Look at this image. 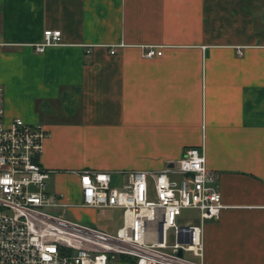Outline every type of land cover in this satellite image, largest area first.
I'll use <instances>...</instances> for the list:
<instances>
[{
	"label": "crops",
	"instance_id": "crops-1",
	"mask_svg": "<svg viewBox=\"0 0 264 264\" xmlns=\"http://www.w3.org/2000/svg\"><path fill=\"white\" fill-rule=\"evenodd\" d=\"M0 42L5 117L45 126L65 199L82 170L122 185L203 148L224 204L203 263L264 264V0H0Z\"/></svg>",
	"mask_w": 264,
	"mask_h": 264
},
{
	"label": "built area",
	"instance_id": "built-area-1",
	"mask_svg": "<svg viewBox=\"0 0 264 264\" xmlns=\"http://www.w3.org/2000/svg\"><path fill=\"white\" fill-rule=\"evenodd\" d=\"M61 42V30L46 29L35 48ZM161 54L155 46L144 52ZM48 135L43 124L6 119L0 85V264H204L205 224L219 218L224 204L219 174L203 148H186L164 169L130 172L122 185L110 172L82 170L81 199L67 203L62 193L48 191L53 171L40 160ZM58 207L117 209L123 223L110 233L46 210ZM187 208L197 216L182 222Z\"/></svg>",
	"mask_w": 264,
	"mask_h": 264
},
{
	"label": "rangeland",
	"instance_id": "rangeland-1",
	"mask_svg": "<svg viewBox=\"0 0 264 264\" xmlns=\"http://www.w3.org/2000/svg\"><path fill=\"white\" fill-rule=\"evenodd\" d=\"M54 181H49L48 191L50 193L58 192L55 190ZM115 184V183H114ZM67 199H63L62 202H67ZM80 201V198H73L70 203H77ZM49 212L56 214H64L70 219L77 220L82 223L90 224L98 227L99 229L105 230L110 233H116L117 229L122 226L123 216L121 210H108L101 209L96 210L92 208H83V207H58V208H47ZM197 211L195 209H183L181 215V221L186 222L197 216ZM170 238H172V233H169Z\"/></svg>",
	"mask_w": 264,
	"mask_h": 264
},
{
	"label": "trees",
	"instance_id": "trees-1",
	"mask_svg": "<svg viewBox=\"0 0 264 264\" xmlns=\"http://www.w3.org/2000/svg\"><path fill=\"white\" fill-rule=\"evenodd\" d=\"M122 259H123V260L130 261V258H128V257H126V256H122Z\"/></svg>",
	"mask_w": 264,
	"mask_h": 264
},
{
	"label": "water",
	"instance_id": "water-1",
	"mask_svg": "<svg viewBox=\"0 0 264 264\" xmlns=\"http://www.w3.org/2000/svg\"><path fill=\"white\" fill-rule=\"evenodd\" d=\"M179 254H182V252L180 251Z\"/></svg>",
	"mask_w": 264,
	"mask_h": 264
}]
</instances>
